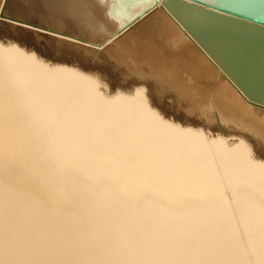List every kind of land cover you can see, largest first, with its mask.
I'll use <instances>...</instances> for the list:
<instances>
[{"label":"bare ground","instance_id":"obj_1","mask_svg":"<svg viewBox=\"0 0 264 264\" xmlns=\"http://www.w3.org/2000/svg\"><path fill=\"white\" fill-rule=\"evenodd\" d=\"M203 1L264 21V0ZM152 2L0 0V240L24 219L90 241L0 242V264H264V159L246 135L261 136L264 111ZM146 8L182 54L179 77L158 78L142 50ZM122 51L131 54H111ZM144 103L171 126L154 124ZM21 140L34 192L5 166Z\"/></svg>","mask_w":264,"mask_h":264},{"label":"water","instance_id":"obj_2","mask_svg":"<svg viewBox=\"0 0 264 264\" xmlns=\"http://www.w3.org/2000/svg\"><path fill=\"white\" fill-rule=\"evenodd\" d=\"M158 1L209 55L217 77L235 86L248 105L264 111V21L203 0L152 4ZM7 11L4 4L1 13Z\"/></svg>","mask_w":264,"mask_h":264},{"label":"snow or ice","instance_id":"obj_3","mask_svg":"<svg viewBox=\"0 0 264 264\" xmlns=\"http://www.w3.org/2000/svg\"><path fill=\"white\" fill-rule=\"evenodd\" d=\"M144 19L140 24V38L143 44V49L152 55V63L154 74L159 77L175 75L179 77L177 61L181 58V53L174 52L168 44L165 43L166 33L161 26L159 19L154 14H148L147 8L144 9ZM140 14H137L135 19H139ZM13 21H17V17H12ZM8 26V21L5 20L3 14L0 13V38H3L4 28ZM117 59L130 52H112ZM186 59V58H185ZM190 67L185 71L192 77V87L195 88L198 84L197 66L194 61H189ZM142 111L145 112L152 122L158 126H171L166 119L167 114L153 112L151 107L144 103ZM255 154L264 159V125H262L261 136L256 137L251 133L246 134ZM5 166L15 173L18 185L29 192H34L35 186L32 183V175L34 173L33 161L28 155V149L25 142L21 140L20 149L17 156H10L5 161ZM11 212V210H9ZM3 245L16 251H32L42 248L75 246L79 244L89 243L85 237L73 236L69 234L52 233L40 230L33 227L27 220L21 219L15 225L9 224L6 226L2 240Z\"/></svg>","mask_w":264,"mask_h":264}]
</instances>
